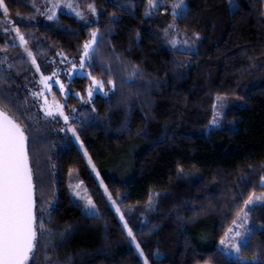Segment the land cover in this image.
I'll use <instances>...</instances> for the list:
<instances>
[{
  "label": "trees",
  "instance_id": "obj_1",
  "mask_svg": "<svg viewBox=\"0 0 264 264\" xmlns=\"http://www.w3.org/2000/svg\"><path fill=\"white\" fill-rule=\"evenodd\" d=\"M31 1L4 3L9 13L25 14ZM80 1L97 10L91 26L61 18L66 25L60 27H18L45 73L75 63L90 29L98 30L90 70L106 87L111 76L116 88L107 97L94 96V120L74 124L97 176L125 210L145 208L150 194H157L147 224L139 218L132 226L149 264H234L218 250L220 237L248 194L264 193V0H184L186 14L176 18L148 13L149 0ZM173 19L183 33H199L195 53L172 51L159 37ZM4 37L0 24V51L10 49ZM19 55L14 69L0 73V111L27 136L39 201L34 207L52 229L53 254L65 264H142L80 148L52 145L53 133L44 130L29 93L35 66ZM132 65L139 68L134 79L128 76ZM90 82L73 78L66 109L82 106ZM220 95L227 107L219 126L209 129L213 99ZM42 144L50 146L48 152ZM71 172L88 189L98 216L82 214L70 198ZM249 214L260 228L240 256L264 264V203ZM156 251L163 253L159 261Z\"/></svg>",
  "mask_w": 264,
  "mask_h": 264
},
{
  "label": "snow or ice",
  "instance_id": "obj_2",
  "mask_svg": "<svg viewBox=\"0 0 264 264\" xmlns=\"http://www.w3.org/2000/svg\"><path fill=\"white\" fill-rule=\"evenodd\" d=\"M61 0H55V4L59 5ZM69 8H75L71 3L67 5ZM153 7L152 0L148 2V9ZM89 10L96 14V8L94 5H88ZM181 9L179 15L186 14L187 5L186 2L178 4L173 8V15H177L176 9ZM0 9H3L6 13L8 11L4 0H0ZM49 11L55 13L56 7L53 5L49 6ZM75 13L77 17H83L84 13L78 8H75ZM49 19L52 17L49 16ZM9 23H11L9 21ZM175 24L169 22L166 26L163 35L165 37L171 36L168 40L173 46V50L188 51L189 48L195 43L194 40L184 39L183 41H178L176 36L169 32V28L175 29ZM17 32L19 39L21 41V46H24V37L19 33V29H12ZM183 35V33H181ZM193 37H198L199 33L193 32ZM99 38V32L97 29H90V38L83 42V51L80 53V63L79 65L73 64L72 67L68 68L67 75L69 80L61 81L58 77L55 83L59 85V91L63 96L72 94L69 89H65V83H71L72 77L75 73H81V78L87 76L91 84L85 89L87 96L90 98L88 103H92L91 98L96 94H102L103 96H108L113 93L116 88L115 81L111 76L106 81L102 79H97L96 76L92 75L91 67L93 66L89 60V56L93 51H95V43ZM29 59L32 61V65H36V60L33 58V53L30 49L24 48ZM61 55H63L61 53ZM88 65L89 70L84 71L85 66ZM37 72L40 69L36 68ZM110 71V69H108ZM139 71L138 66L132 65L131 72H128V76L134 79L135 73ZM63 74V71L60 73ZM131 80H122L121 83H130ZM40 84L42 88L40 91L32 93L33 96L41 97L43 102L40 104L41 109L44 111L46 117L55 118L54 114L58 113L59 118H62L65 122V127L59 129L60 132L71 133L77 143H79L80 148L83 149L84 144L80 140V136L77 134V129L74 128L69 122L72 116L65 114L63 107L59 101L55 99L49 100L44 96L45 90H50L51 82L49 77L42 75L40 77ZM74 95H81L77 92ZM83 98V97H81ZM227 105L225 98L220 95L213 99V119L209 121L211 125H216L218 123L217 117L221 116V110ZM72 113L76 112L73 108ZM95 113L96 109L91 110ZM95 119V117H91ZM84 156L88 157L87 151L84 152ZM88 164L91 166L92 171L95 172V166L92 163L91 158H88ZM264 167V164H261ZM248 171H251L249 167ZM99 175V173H97ZM261 185H264V174L259 177ZM101 187L104 188V194L107 197V201L111 202V206L115 208L117 215L122 222L125 221L124 215L121 214L120 208L117 206L116 199L113 198L108 188L104 186L103 181H101ZM75 197H79L84 200V205L82 209V214L87 216H98L99 209L95 204L91 196L81 197V193L75 188L72 190ZM156 193L150 194L148 200L145 202V206L149 209L154 210ZM257 201L264 202V193L255 195L249 193L247 198L244 199L243 204L235 210V214L231 220L228 228L225 229L224 235L220 237L219 244L223 245L220 248L222 254L229 257H234V264H255V258L252 261L244 260L240 257V251L243 247L247 245L248 237L253 231V227L250 226V221L248 219L249 212L246 208L255 206ZM39 203L37 199H34V187H33V175L29 166V152L26 148V134L22 129V126L13 120L7 118L3 111H0V264H33V259L36 255V248L39 246V237L44 233H51L52 229L47 228L43 222V211L37 212L35 210V205ZM79 207V203L77 202ZM39 220V224H37ZM144 224H147V219H144ZM143 227V225H141ZM154 227V225L152 226ZM70 228V226H69ZM123 229L127 232L129 237H132V242L136 244V250L139 257L143 261V264H149V258L145 255L144 251L141 249L139 243H136L135 237L133 235V229L129 227L127 222L123 223ZM149 231L151 228L148 229ZM154 256H158V253H153ZM208 264V262H205Z\"/></svg>",
  "mask_w": 264,
  "mask_h": 264
},
{
  "label": "rangeland",
  "instance_id": "obj_3",
  "mask_svg": "<svg viewBox=\"0 0 264 264\" xmlns=\"http://www.w3.org/2000/svg\"><path fill=\"white\" fill-rule=\"evenodd\" d=\"M229 1L232 2V0H229ZM183 2H184V0H176V1H173L171 3H164V2L158 3L156 1H152L153 7L150 10L147 7V12L148 13L157 12L159 15H166V14L173 15L174 6L181 4ZM69 3L73 4L75 6V8H78L81 12H83L84 16L83 17H77L76 13H75V8H69L67 6ZM50 5H53L56 7L55 13H52L49 11ZM180 11H181V9H179V8L176 9L177 15H174L175 18L180 16L179 15ZM0 12H1L0 24L3 28V35H5V37H4L5 45H8V47L10 48V49L5 48L4 50L0 51V73L3 72L4 70H12L15 68V67H13V64H16L19 62L18 58L16 57L17 53H20L19 56L23 55L24 59L26 61L28 60L32 64L31 59L28 58L26 52L24 51L25 47L32 51L30 39H28L27 33H24L22 30L19 29V27H18L19 24L29 23V24L36 25V26L41 25V26H46V27H48V26L60 27V26L66 25L65 23L62 22L63 20H61V18H65L66 20H68L67 23H70V24L74 23V24L82 27V26H91L93 23H95L97 21V12H96V14H93L89 10L88 6L82 4L80 0H61V3L59 5L55 4V0H32L29 3V12H26L25 14H18V13L11 14L8 11L5 13L3 9H0ZM49 16H51L52 18L49 19L48 18ZM9 21L11 23H9ZM172 22L175 24L176 27H175V29L169 28L168 30L170 33H172L176 36L178 41H183L184 39H189V40L195 41V43L189 48L188 51H179V50H174V51L181 52V53L185 52V53H189V54L195 53L196 49H197L196 46L198 44L199 37H193L190 34H187L185 32L183 33L178 28V26L176 25L175 19H173ZM14 26H15V28L19 29V33L21 35H23V37H24V46L23 47L21 46V41L19 39V36L17 35V32L12 30ZM163 32H164V30L159 33V37L162 38L165 45L173 51V46L170 43H168V40L171 39V36L165 37L163 35ZM181 33H183V35H181ZM94 43L96 44V41H94ZM82 51H83V48L81 49L80 53ZM92 53H91V55H92ZM90 56H89V58H90ZM79 63H80V56L75 63L74 62H72V63L71 62L61 63V65H57V66H54L53 68H51V70L47 73L43 72V69L41 66L35 65L34 72H35L36 76L31 77V81H30L29 86H28L30 89V91H29L30 96L33 100H35V102L37 104L38 111L40 112V115H41L40 122H42L43 126L45 125L44 130L45 131L47 130V131H50L51 133H53V137H52L53 139H51V140L53 142L52 145H54L55 148H57V147L58 148H64L65 146H68V145H75V146L77 145L80 148V145H79V143L76 142L75 137H73L71 133H67L66 131L65 132L59 131V129L61 127H65V129H66V125H65V122L63 121V119L59 118L58 113L54 114L55 118L45 116L44 111L40 107V104L43 102V100L41 99V97L33 96L32 93L41 90L42 85L40 84V77L42 75L48 76L49 81L51 82V87H50V90L44 91V96L49 100L55 99L56 101H59L61 103L65 114H69L70 116L73 117L69 120L68 123H70L74 127L75 123H83V122L86 123V122L91 121L92 112L89 109L90 103H88V100L90 98L87 96V93L85 94L86 99H85V101H83L82 106H80V107L74 106L72 108L66 109L65 104H66V99H67L66 97L68 95L63 96L59 91V85H57L55 83V80L57 79V77L62 82L69 80V77L67 75L66 70L68 68L72 67L73 64L79 65ZM37 67L40 69L39 72H37V70H36ZM62 71H63V74H60ZM84 71L87 72L86 66H85ZM78 76L81 77V73H79V72L75 73V75L72 77L71 81L73 80L74 77H78ZM68 84L69 83H65V89H69L67 87ZM90 84H91V82H90ZM90 84H89V86H90ZM104 97H107V96H104ZM93 98L94 97H92L91 100ZM226 107H227V105H226ZM73 108L76 109L75 113H72V111H71ZM223 110L224 109L221 110V116L217 117L218 123L216 125H211L210 123L208 124L209 129L211 127H218L219 126V124L222 120V111ZM211 114H212L211 119H213V111ZM26 140H27V136H26ZM41 147L45 153L48 152L50 149V146L48 144H42ZM80 151L83 154V157H84L86 164L90 168L91 174L93 176H95L96 183H97L98 187L101 188V191H102L104 197L107 199V197L104 194V188L101 187V179L97 176L96 171L95 172L92 171L91 166L88 164V158L89 157L84 156V150L83 149L80 148ZM68 177H69V180H68L66 189H68V191H69L70 198L72 200H74L76 203L78 202L80 204L81 210H82L83 205H84V200L79 198V197H75L73 195L72 190L75 188L77 191H79L81 193V197H87V196H90L88 189L85 187V185L83 184L81 179L78 177V175L75 174V172H71ZM33 184H34V182H33ZM255 195H259V193L255 194ZM154 197L155 198H153V199L157 198L156 196H154ZM116 201H117V199H116ZM261 203H264V202L257 201L255 206H257L258 204H261ZM107 204H108L109 208L112 209L113 212L115 213L117 220H119L122 228H123L124 222H127L130 228H132V226H134L136 222H138V221L140 222V219L143 220L141 223V224H143L146 216H148L153 211L155 212V209H156V207L154 205V210L149 209L147 207L135 208L132 210H125L120 206L119 202L117 201V206L120 208L121 214L124 215V217H125V221L122 222L119 218V215H117L115 208L111 206V202L107 201ZM252 207H254V206H252ZM252 207L246 208V211L249 212V210ZM248 219L250 221V226L253 227V231L260 228V225L253 222L252 220H250V214L248 216ZM126 234H127V232H126ZM133 235H134V231H133ZM128 239H129V242H131L135 252L138 253L136 250V244H134L132 242V237L128 236ZM248 239H249V237H248ZM218 247H219V249L223 248V245H220L218 243ZM53 251H54V238H53L52 234L44 233L43 235H41L39 237V246L36 248L35 257L32 258L33 264H65V262H62V260L59 258V256H55L53 254ZM156 253H158L159 255L155 256V260L159 261V259L163 258L162 252L156 251ZM225 256L231 260H234V257H229L227 255H225ZM255 263H257L256 259H255ZM142 264H143V261H142Z\"/></svg>",
  "mask_w": 264,
  "mask_h": 264
},
{
  "label": "water",
  "instance_id": "obj_4",
  "mask_svg": "<svg viewBox=\"0 0 264 264\" xmlns=\"http://www.w3.org/2000/svg\"><path fill=\"white\" fill-rule=\"evenodd\" d=\"M4 114H5V113H4ZM5 116H6L7 118L11 119L8 115L5 114ZM11 120H12V119H11ZM26 148H27V147H26Z\"/></svg>",
  "mask_w": 264,
  "mask_h": 264
}]
</instances>
